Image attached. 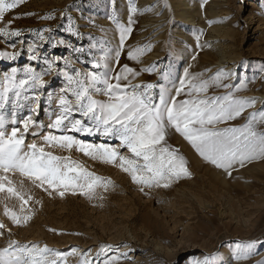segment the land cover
I'll return each instance as SVG.
<instances>
[{"label": "rangeland", "instance_id": "374dc122", "mask_svg": "<svg viewBox=\"0 0 264 264\" xmlns=\"http://www.w3.org/2000/svg\"><path fill=\"white\" fill-rule=\"evenodd\" d=\"M263 95L264 0H0V264H264Z\"/></svg>", "mask_w": 264, "mask_h": 264}, {"label": "bare ground", "instance_id": "6f19581e", "mask_svg": "<svg viewBox=\"0 0 264 264\" xmlns=\"http://www.w3.org/2000/svg\"><path fill=\"white\" fill-rule=\"evenodd\" d=\"M187 6H188V4H187ZM178 16L177 17H180V18H184L185 20H188L189 22H196L197 20H196V18H195V15H194V13H188V12H186V10L185 11H183V12H181V11H179L178 12ZM218 32V31H217ZM221 32V31H220ZM220 32H218L219 34H220ZM216 37V36H215ZM264 96V95H263ZM100 144V143H99Z\"/></svg>", "mask_w": 264, "mask_h": 264}]
</instances>
